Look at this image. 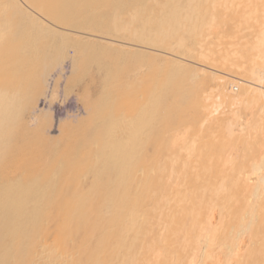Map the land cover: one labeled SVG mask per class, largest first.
Returning a JSON list of instances; mask_svg holds the SVG:
<instances>
[{"label": "bare ground", "instance_id": "1", "mask_svg": "<svg viewBox=\"0 0 264 264\" xmlns=\"http://www.w3.org/2000/svg\"><path fill=\"white\" fill-rule=\"evenodd\" d=\"M0 264H264V0H0Z\"/></svg>", "mask_w": 264, "mask_h": 264}, {"label": "rangeland", "instance_id": "2", "mask_svg": "<svg viewBox=\"0 0 264 264\" xmlns=\"http://www.w3.org/2000/svg\"><path fill=\"white\" fill-rule=\"evenodd\" d=\"M72 52V51H71ZM72 67V66H71ZM70 67V68H71ZM68 67V72H69V69ZM51 80H54V79H51ZM73 94V93H71ZM70 94V95H71ZM69 99V98H68ZM71 100V101H70ZM75 97L74 96H70V99L68 100V102H65V104H61L60 102H55L52 106H53V109H54V112H55V117L58 119L59 117L63 116L64 114H66V112H68V108H71L73 110V108H75ZM42 104V103H41ZM62 105V106H61ZM68 105V106H67ZM61 107H65V108H61ZM75 111V110H73ZM57 115V116H56ZM57 129L54 128V131L53 132H56Z\"/></svg>", "mask_w": 264, "mask_h": 264}]
</instances>
